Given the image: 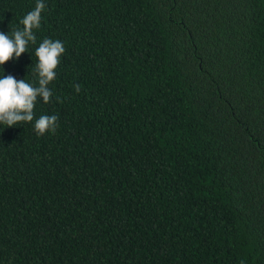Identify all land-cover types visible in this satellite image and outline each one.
Here are the masks:
<instances>
[{
	"label": "trees",
	"instance_id": "1",
	"mask_svg": "<svg viewBox=\"0 0 264 264\" xmlns=\"http://www.w3.org/2000/svg\"><path fill=\"white\" fill-rule=\"evenodd\" d=\"M43 2L0 66L36 87L65 47L50 102L0 124V264H264V0ZM36 3L0 0V32Z\"/></svg>",
	"mask_w": 264,
	"mask_h": 264
},
{
	"label": "clouds",
	"instance_id": "2",
	"mask_svg": "<svg viewBox=\"0 0 264 264\" xmlns=\"http://www.w3.org/2000/svg\"><path fill=\"white\" fill-rule=\"evenodd\" d=\"M46 8L43 0H37L34 10L28 12L20 21L22 30H13L12 36L0 32V66L5 62L18 59L21 54L28 52V45L36 43L34 29L41 26V13ZM65 53L64 44L60 40L44 39L35 51L38 63L35 72L38 73V86L24 80L17 81L8 75L0 78V124L7 127L16 126L23 122L34 120V108L37 98L49 103L53 95L48 85L56 78V69L60 58ZM75 91H81L75 86ZM58 117L56 115H41L35 120L34 129L40 136L46 133L54 134L57 130Z\"/></svg>",
	"mask_w": 264,
	"mask_h": 264
}]
</instances>
